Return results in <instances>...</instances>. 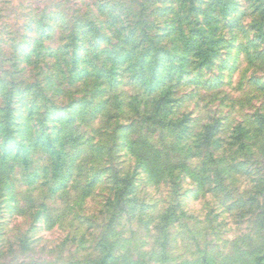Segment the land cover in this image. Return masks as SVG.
Instances as JSON below:
<instances>
[{
    "label": "rangeland",
    "instance_id": "374dc122",
    "mask_svg": "<svg viewBox=\"0 0 264 264\" xmlns=\"http://www.w3.org/2000/svg\"><path fill=\"white\" fill-rule=\"evenodd\" d=\"M137 44L162 85L149 97L125 55L100 89L145 104L100 138L102 114L73 102L99 83L70 70ZM152 97L169 99L157 115ZM99 241L109 264L264 254V0H0V264H96Z\"/></svg>",
    "mask_w": 264,
    "mask_h": 264
},
{
    "label": "trees",
    "instance_id": "16d2710c",
    "mask_svg": "<svg viewBox=\"0 0 264 264\" xmlns=\"http://www.w3.org/2000/svg\"><path fill=\"white\" fill-rule=\"evenodd\" d=\"M191 1H193V0H191ZM192 7H191L190 11H194L193 10L194 8L192 9ZM194 30L196 31L197 35H199V34L201 35L204 33L202 29L196 28ZM173 31H174L173 33L176 35V37L184 38V32L179 27L175 26ZM188 32L190 35H192L193 30L190 29ZM128 36L130 39H133V38H135L136 34H134V32L133 33L131 32V33H128ZM189 40L190 39L187 38V40H186L187 44H189V43L191 44V42ZM151 48H153V47L151 46ZM127 49H129V50H126L125 52H122V54L116 55L115 57H113L111 59H108L109 56H106L105 60L100 64L99 68L96 65H91L90 69H87V68L82 69V70L76 69V63L78 65H79V63H81V58L77 57V59H76L77 62L76 61L74 62L75 68L72 67V69L70 70V72H71L70 73L71 74L70 80L73 81V83H75L77 81V83H76L77 85L79 83H81L82 79H87V78H95L99 83V84H97V86L95 88L96 90H94L93 92H91L89 94L91 97L89 100L86 97H84L83 99H77L73 102H75V105H74L75 109H77L79 107V105L82 104V108L84 110L87 108H93V110H92L93 112L96 111V112H99V114H102V116H103L102 120L105 121V124H103V126H100V128H98L99 129L98 137H100V138L105 135L106 129L108 130L109 126L112 123H114V125L109 130V133H110L109 136L110 137L111 136L114 137L115 132L120 130L121 128H125L123 130L127 131L126 126L122 127L124 125H122L120 123V121H119L120 115L117 112H119V111L123 112L124 110L126 111V109H128V110H131V112L133 114H137L139 112L140 104L141 103L145 104V102L142 101V99H138L137 96H134L135 98L133 99V101H131L130 106H128L129 103L126 104V102L122 99L121 95H117V94L114 97L115 102L112 103L113 97H110V95H108V91H106V89H103V88L100 89V85L103 83H105V84L107 83L108 86H110L111 88H112V86L115 85L116 76H117L116 75V71H117L116 67H118L120 64L128 63V59H129L128 56H131L132 55L131 53L137 54V56H138V59L135 61L134 64L131 65L132 67H130V68H132V70H134V73L132 71V75H131L133 78V80H132L133 83L138 85L137 87H143L141 89L145 93H148L149 97H151V95L153 93H156L158 91L159 87L162 85V83H160L159 81L154 83V85H149V83L147 81H143L141 79L144 75V72H145L143 70L145 67V64H147V62L149 60L148 49L141 46L140 44L134 45L133 47L128 46ZM150 50H152V49H150ZM154 52L158 53V52H161V50L156 49V51H154ZM162 52L164 53V51H162ZM191 52L193 53L195 51L192 50ZM102 53H107V52L102 51ZM164 54H166L165 56L168 60L171 61L174 59V57L170 56V54H168V53H164ZM97 55H100V52ZM125 55H128V56H125ZM161 57H162V55L159 58H161ZM159 58L157 60L154 59L155 65L151 66V71L153 73H155L157 71V69L159 68V66L161 64L160 61L162 59H159ZM208 58H211V57L209 56ZM98 60H99V56H98L96 62ZM107 63H111L113 69H109L107 67ZM58 92L61 93L60 90ZM168 94H169V92H168ZM156 97H152V99L150 101L151 102L150 108H153L155 110V114L157 115L158 112L162 110L161 107H162L163 103H168L169 99L167 100L166 97H163L161 99L156 100ZM75 109H74V111H76ZM112 110H115L116 112L112 111ZM73 114H69L70 116L67 119L71 120V118H73ZM150 120H151V117L145 116L142 118L143 122H148ZM133 122H134V120H133ZM162 123H163V121L161 120V121H158L157 124H162ZM169 124L171 125L172 122H169ZM162 126H166V125L163 124ZM101 127H103V129H101ZM219 128H220V126L218 123L213 125L212 131H214V133L210 134L211 136L203 137L204 142L207 144H213L215 142L214 140H216L215 138H213L214 134H215V132L219 131ZM96 147H98V145ZM97 151L100 155H102L103 153H107V154L109 153L108 149L107 150L105 149V146L103 145V143L101 145H99V147L97 148ZM53 166H55V163ZM58 168H59V166H57V164H56V169L55 168L53 169V172H52L53 176L52 177H55V172L57 171ZM98 245L102 248L103 254L100 258L97 259L96 264H109L110 260L112 258L110 247L107 246L106 242H101V241H99ZM251 261H252V264H264V254L252 257Z\"/></svg>",
    "mask_w": 264,
    "mask_h": 264
}]
</instances>
